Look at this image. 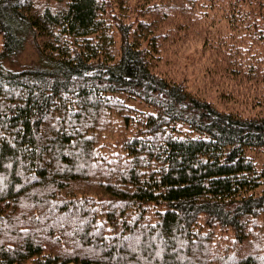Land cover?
<instances>
[{"label":"trees","instance_id":"obj_1","mask_svg":"<svg viewBox=\"0 0 264 264\" xmlns=\"http://www.w3.org/2000/svg\"><path fill=\"white\" fill-rule=\"evenodd\" d=\"M214 1L0 0V264H264V0ZM213 7L248 113L161 65Z\"/></svg>","mask_w":264,"mask_h":264},{"label":"rangeland","instance_id":"obj_2","mask_svg":"<svg viewBox=\"0 0 264 264\" xmlns=\"http://www.w3.org/2000/svg\"><path fill=\"white\" fill-rule=\"evenodd\" d=\"M219 3H222V0ZM214 10H216V7L212 8V13L215 15L216 19L211 20L209 18V20L213 22L214 26H208V23L204 24L205 26L201 27L200 34L197 36V38L194 39L187 47L182 48L178 54H176V60L174 61L173 65L170 66L166 64V61L161 63V65L163 70H173V77L175 79L177 78L178 80H184L185 84L191 91L197 92L200 96L213 100L218 107L223 109L241 110L244 113H248L250 110L245 108L240 102L235 101L227 96L225 97L221 94L219 89L220 87L211 81L206 70V66L208 64L207 46L210 43L212 44V37L215 35V33L225 32L228 26L227 21L222 14L223 11L219 9L217 12H214ZM211 17L213 16L211 15ZM204 40L207 42L205 45ZM38 59V54L32 43L27 42L21 55V62L31 63L37 61ZM129 101L143 109L150 107L146 103L134 98H130ZM251 153H253L259 164L264 165V150L258 152L252 151ZM263 188L264 183L258 187V190Z\"/></svg>","mask_w":264,"mask_h":264}]
</instances>
